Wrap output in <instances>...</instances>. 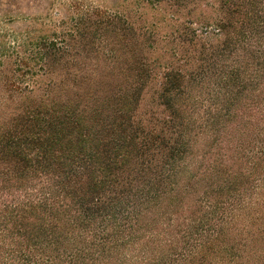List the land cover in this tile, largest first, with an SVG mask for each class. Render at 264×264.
<instances>
[{
	"label": "trees",
	"instance_id": "16d2710c",
	"mask_svg": "<svg viewBox=\"0 0 264 264\" xmlns=\"http://www.w3.org/2000/svg\"><path fill=\"white\" fill-rule=\"evenodd\" d=\"M216 2L197 29L157 0L164 36L85 0L12 17L0 264H264V0Z\"/></svg>",
	"mask_w": 264,
	"mask_h": 264
},
{
	"label": "rangeland",
	"instance_id": "374dc122",
	"mask_svg": "<svg viewBox=\"0 0 264 264\" xmlns=\"http://www.w3.org/2000/svg\"><path fill=\"white\" fill-rule=\"evenodd\" d=\"M68 0H0V47L9 45V34L12 28L23 26L22 23H12V17L33 16L40 13H45L50 8V13L53 16L57 15L56 9L59 3L67 2ZM87 3H93L106 7L112 11H119L134 19L137 25L150 26L154 32L159 33L158 36H164L168 27V22H163L164 13L159 11L157 0H85ZM55 3V4H54ZM216 0H199L197 6H189L185 12L193 13L189 21H193L192 28L201 29L203 20L215 19V8L217 7ZM54 4V7H53ZM158 5V6H157ZM167 10L169 7L166 5ZM184 13V12H183ZM166 15V14H165ZM206 31V30H205ZM159 47H166L164 43H160ZM154 100L152 92L149 91L142 102V111L153 108ZM155 108V107H154ZM157 110V109H154Z\"/></svg>",
	"mask_w": 264,
	"mask_h": 264
}]
</instances>
